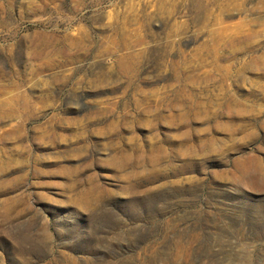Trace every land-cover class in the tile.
<instances>
[{"label":"rangeland","instance_id":"rangeland-1","mask_svg":"<svg viewBox=\"0 0 264 264\" xmlns=\"http://www.w3.org/2000/svg\"><path fill=\"white\" fill-rule=\"evenodd\" d=\"M0 264H264V0H0Z\"/></svg>","mask_w":264,"mask_h":264},{"label":"bare ground","instance_id":"bare-ground-1","mask_svg":"<svg viewBox=\"0 0 264 264\" xmlns=\"http://www.w3.org/2000/svg\"><path fill=\"white\" fill-rule=\"evenodd\" d=\"M149 14H150V13H149ZM165 35H166V34H165ZM129 40H130V39H129ZM237 44H238V43H237ZM127 49H128V48H127ZM34 52H35V51H34ZM42 57H43V56H42ZM133 59H134V58H133ZM136 61H137V60H136ZM128 70H129V69H128ZM128 70H127V71H128ZM128 72H129V71H128ZM128 74H129V73H128ZM137 90H138V89H137Z\"/></svg>","mask_w":264,"mask_h":264}]
</instances>
